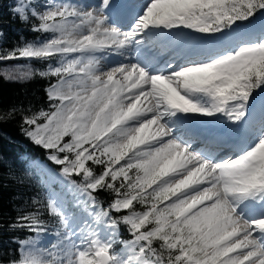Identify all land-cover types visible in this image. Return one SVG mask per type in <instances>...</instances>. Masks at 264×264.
I'll use <instances>...</instances> for the list:
<instances>
[{"label": "snow or ice", "instance_id": "6c2138e0", "mask_svg": "<svg viewBox=\"0 0 264 264\" xmlns=\"http://www.w3.org/2000/svg\"><path fill=\"white\" fill-rule=\"evenodd\" d=\"M13 11L41 36L0 59L46 68L9 78L49 80L47 108L28 110L23 131L75 196L49 191L18 212L9 227L30 235L6 264H264V0H19ZM182 29L201 34L191 47L204 59L167 38ZM126 52L135 62L106 65ZM191 114L231 122L224 155L176 134ZM99 191L112 193L107 207Z\"/></svg>", "mask_w": 264, "mask_h": 264}, {"label": "trees", "instance_id": "16d2710c", "mask_svg": "<svg viewBox=\"0 0 264 264\" xmlns=\"http://www.w3.org/2000/svg\"><path fill=\"white\" fill-rule=\"evenodd\" d=\"M17 1L0 0V56L7 55L25 41H33L41 36L32 30L35 20L22 21L13 11ZM6 60L0 59V115L11 113L13 109L15 114L0 120V259L5 264L19 254L18 241L30 235L26 230L12 229L9 225L15 221L18 212L33 209V198L43 202L50 191V187L43 183L41 175L29 163L37 157L46 159L47 152L25 135L22 121V116L29 114L28 110L47 108L45 89L49 80L38 75L21 81L9 80L1 72V65ZM27 60L32 70L42 71L46 68L45 61ZM72 178L78 182L81 179L78 176ZM96 195L105 207L113 199L108 191H99ZM43 218L49 222L54 219L46 209L43 210ZM121 238H130L124 226H121Z\"/></svg>", "mask_w": 264, "mask_h": 264}, {"label": "bare ground", "instance_id": "6f19581e", "mask_svg": "<svg viewBox=\"0 0 264 264\" xmlns=\"http://www.w3.org/2000/svg\"><path fill=\"white\" fill-rule=\"evenodd\" d=\"M172 33L173 32L168 33L169 38H167L173 40V42H175L178 37H183L177 45L176 49L182 54L184 59L204 58V56H200V53L196 49L191 47V41L194 36L185 33V31H180L175 35H172ZM176 35L177 37H175ZM170 36H172V38H175L171 39ZM169 55L170 52L168 50H165L164 58H168ZM118 61L128 63L135 62V59L133 53L126 52L124 56L112 54L105 62L110 64L108 67H111L117 64ZM180 62L181 61H177V63ZM261 100H264V97ZM255 105L257 106V103H255ZM230 123L231 122L227 121L220 115H217L216 117H205L199 114H191L188 115L185 119H183V121L181 122V126L177 130L178 132H176V134L184 135L190 138L192 142V148L195 151L205 150L216 153L218 155H224L228 151V149L221 148V145L224 143H229V135H232L233 137V132L232 128L230 127ZM214 139H219V142H217V140H215L214 142ZM230 143H232V139H230ZM43 183L50 188L55 187L54 185V187L49 186V184L46 182Z\"/></svg>", "mask_w": 264, "mask_h": 264}, {"label": "rangeland", "instance_id": "374dc122", "mask_svg": "<svg viewBox=\"0 0 264 264\" xmlns=\"http://www.w3.org/2000/svg\"><path fill=\"white\" fill-rule=\"evenodd\" d=\"M19 0L17 1V3ZM40 2H45V0H40ZM71 2H87V3H98L99 0H71ZM16 3V4H17ZM16 6V5H15ZM180 31H185V33H190L195 37L201 36V34L196 33L194 30L190 29H182ZM177 34V32L173 31L172 35ZM133 56H135L133 52ZM200 56H203L200 54ZM190 60H199L198 59H192L188 58ZM185 59V60H188ZM121 61H118L119 63ZM123 62V61H122ZM182 62V61H181ZM107 66L110 64L105 62ZM124 63V62H123ZM21 69H31L30 64L28 63V60L26 58H20V59H7L4 61L1 65V72L4 75L5 78L9 80H15V81H21L25 79H11L9 78V75L13 73L14 71H18ZM32 70V69H31ZM258 97L261 98L264 96V93H257ZM219 116V114H218ZM178 132V131H177ZM30 165H32L36 172L39 173L42 177V181L49 184V186H53L54 188H50V191H55L57 194L65 196L69 202L73 200V197L75 196V193L70 189V187L67 185V182L64 180V178L60 175V168L56 166L53 162L48 160V156L46 159L41 158H34L29 161Z\"/></svg>", "mask_w": 264, "mask_h": 264}]
</instances>
